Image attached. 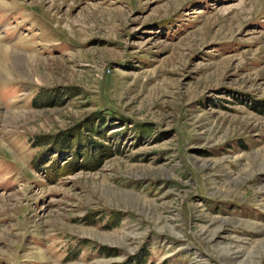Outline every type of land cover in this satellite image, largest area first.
I'll return each mask as SVG.
<instances>
[{
  "label": "rangeland",
  "instance_id": "374dc122",
  "mask_svg": "<svg viewBox=\"0 0 264 264\" xmlns=\"http://www.w3.org/2000/svg\"><path fill=\"white\" fill-rule=\"evenodd\" d=\"M131 262L264 264V0H0V264Z\"/></svg>",
  "mask_w": 264,
  "mask_h": 264
},
{
  "label": "trees",
  "instance_id": "16d2710c",
  "mask_svg": "<svg viewBox=\"0 0 264 264\" xmlns=\"http://www.w3.org/2000/svg\"><path fill=\"white\" fill-rule=\"evenodd\" d=\"M70 139H71V138H70ZM70 139L68 140L69 143L71 142ZM110 226H112V225H110ZM104 249H106L107 253H109V248L104 247ZM110 251H111V250H110ZM130 264H133V263L131 262Z\"/></svg>",
  "mask_w": 264,
  "mask_h": 264
},
{
  "label": "bare ground",
  "instance_id": "6f19581e",
  "mask_svg": "<svg viewBox=\"0 0 264 264\" xmlns=\"http://www.w3.org/2000/svg\"><path fill=\"white\" fill-rule=\"evenodd\" d=\"M8 54H10V52L8 53ZM3 55V54H2ZM3 57V56H2ZM5 57H6V55H5ZM8 57H11V56H8ZM13 58V57H12Z\"/></svg>",
  "mask_w": 264,
  "mask_h": 264
}]
</instances>
